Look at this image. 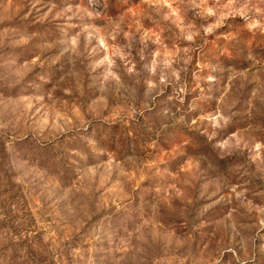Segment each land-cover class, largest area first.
<instances>
[{
    "label": "rangeland",
    "instance_id": "obj_1",
    "mask_svg": "<svg viewBox=\"0 0 264 264\" xmlns=\"http://www.w3.org/2000/svg\"><path fill=\"white\" fill-rule=\"evenodd\" d=\"M0 0V264H264V0Z\"/></svg>",
    "mask_w": 264,
    "mask_h": 264
},
{
    "label": "trees",
    "instance_id": "obj_2",
    "mask_svg": "<svg viewBox=\"0 0 264 264\" xmlns=\"http://www.w3.org/2000/svg\"><path fill=\"white\" fill-rule=\"evenodd\" d=\"M110 5L112 10H121L123 7H125L124 2L119 0H110Z\"/></svg>",
    "mask_w": 264,
    "mask_h": 264
}]
</instances>
